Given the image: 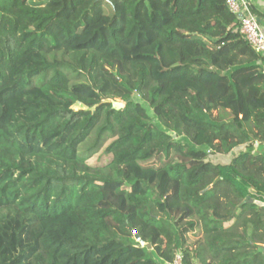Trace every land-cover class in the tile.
Returning a JSON list of instances; mask_svg holds the SVG:
<instances>
[{"label":"trees","instance_id":"16d2710c","mask_svg":"<svg viewBox=\"0 0 264 264\" xmlns=\"http://www.w3.org/2000/svg\"><path fill=\"white\" fill-rule=\"evenodd\" d=\"M240 29L227 0H0V264H264Z\"/></svg>","mask_w":264,"mask_h":264},{"label":"built area","instance_id":"2783aa9c","mask_svg":"<svg viewBox=\"0 0 264 264\" xmlns=\"http://www.w3.org/2000/svg\"><path fill=\"white\" fill-rule=\"evenodd\" d=\"M227 5L240 18L241 35L258 54L264 56V31L258 16L252 10V0H227ZM182 260V255H178L173 264H182Z\"/></svg>","mask_w":264,"mask_h":264},{"label":"rangeland","instance_id":"374dc122","mask_svg":"<svg viewBox=\"0 0 264 264\" xmlns=\"http://www.w3.org/2000/svg\"><path fill=\"white\" fill-rule=\"evenodd\" d=\"M114 104H116L117 106L120 105L121 107H125V103L120 100V99H116L113 101ZM217 114V113H215ZM230 115H226V118L227 119H230ZM172 135H174V133H171ZM181 138H176L175 140L176 141H180ZM104 152V149H102L101 151V154ZM235 154V153H234ZM234 154H229V155H219V154H214V153H211L209 151H207V155H208V159L215 162V163H229L231 158L234 156ZM87 163L91 166H96V165H104L106 164V161L104 159H101V155L100 154H95L93 155L92 157H90L88 160H87ZM194 238V236H193ZM261 246L264 247V244H261ZM197 246H192L191 248L192 249H195Z\"/></svg>","mask_w":264,"mask_h":264},{"label":"crops","instance_id":"0c3cea01","mask_svg":"<svg viewBox=\"0 0 264 264\" xmlns=\"http://www.w3.org/2000/svg\"><path fill=\"white\" fill-rule=\"evenodd\" d=\"M253 2V7L261 13L260 17L258 16L260 22H261V25H262V28H263V31H264V0H252ZM264 57V56H263ZM263 68H264V65H263Z\"/></svg>","mask_w":264,"mask_h":264},{"label":"water","instance_id":"95a60500","mask_svg":"<svg viewBox=\"0 0 264 264\" xmlns=\"http://www.w3.org/2000/svg\"><path fill=\"white\" fill-rule=\"evenodd\" d=\"M113 105H114V109L117 110V111H120V110L123 109V107H121L120 105L117 106V105L114 104V103H113ZM252 202H253V201H252ZM141 246L143 247V243H141Z\"/></svg>","mask_w":264,"mask_h":264}]
</instances>
